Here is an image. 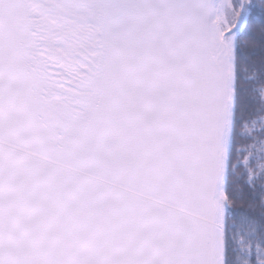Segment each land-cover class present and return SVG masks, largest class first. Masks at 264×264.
<instances>
[{
  "label": "water",
  "instance_id": "water-1",
  "mask_svg": "<svg viewBox=\"0 0 264 264\" xmlns=\"http://www.w3.org/2000/svg\"><path fill=\"white\" fill-rule=\"evenodd\" d=\"M216 1L0 0V264H221Z\"/></svg>",
  "mask_w": 264,
  "mask_h": 264
},
{
  "label": "trees",
  "instance_id": "trees-1",
  "mask_svg": "<svg viewBox=\"0 0 264 264\" xmlns=\"http://www.w3.org/2000/svg\"><path fill=\"white\" fill-rule=\"evenodd\" d=\"M232 32L234 100L224 180L223 264H264V0ZM238 12L237 0H231Z\"/></svg>",
  "mask_w": 264,
  "mask_h": 264
},
{
  "label": "rangeland",
  "instance_id": "rangeland-1",
  "mask_svg": "<svg viewBox=\"0 0 264 264\" xmlns=\"http://www.w3.org/2000/svg\"><path fill=\"white\" fill-rule=\"evenodd\" d=\"M75 6V5H72ZM233 5L231 0H218L216 5V15L217 21L220 23L221 29H231V26L234 25L236 21V10H233ZM64 8V7H63ZM231 43L232 36L227 35L225 38V52L227 62L230 60L231 56Z\"/></svg>",
  "mask_w": 264,
  "mask_h": 264
},
{
  "label": "bare ground",
  "instance_id": "bare-ground-1",
  "mask_svg": "<svg viewBox=\"0 0 264 264\" xmlns=\"http://www.w3.org/2000/svg\"><path fill=\"white\" fill-rule=\"evenodd\" d=\"M71 1L72 0H54V3L64 7V6H70V4H71L70 2ZM76 1L78 2V1H83V0H76Z\"/></svg>",
  "mask_w": 264,
  "mask_h": 264
}]
</instances>
